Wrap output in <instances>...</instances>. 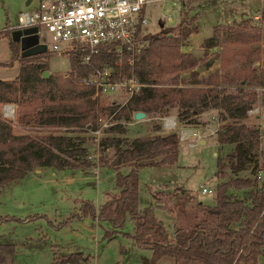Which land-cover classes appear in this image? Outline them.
I'll list each match as a JSON object with an SVG mask.
<instances>
[{
	"label": "trees",
	"instance_id": "obj_1",
	"mask_svg": "<svg viewBox=\"0 0 264 264\" xmlns=\"http://www.w3.org/2000/svg\"><path fill=\"white\" fill-rule=\"evenodd\" d=\"M259 22L263 27L261 34L245 33L240 29L226 34L231 47L220 56V71L198 81L204 85L202 87L177 85L180 72L193 67L192 58L179 51L180 43L191 34L193 27L179 23L175 35L169 31L148 35L147 47L136 56L133 64V79L138 87L109 121L131 122L133 113L142 111L145 114L143 122L148 127L143 135L131 139L124 137L127 132L124 124H109L101 130L99 151L112 149L107 166L115 171L113 187L104 191L105 199L97 206L83 201L80 215L107 223L110 230L102 227L103 238L107 240L118 232L128 216L133 232L122 234L135 245L149 250L147 264H155L161 257L171 258L173 264H256L257 257L264 252V151L259 149L258 125L244 123L247 111L257 100L256 93L247 88L264 85V9L259 13ZM1 36L8 39L11 59L0 61V66L16 61L18 70L13 79H0V104L16 105V124L65 127L70 130L67 132L83 133V127L95 129L98 116L106 117L118 106L113 101L103 105L91 100L92 88L78 84V78L90 71L81 64L87 53L85 45L71 42L60 52L69 60L66 76L53 73L42 77L52 52L45 50L20 56L18 43L10 40L9 31L1 30ZM214 44L208 40L205 47L211 48ZM237 54L248 59L249 65L234 64ZM259 54L262 55V67L255 70L250 66ZM113 61V55L104 49L91 57L95 67L113 66ZM129 73V66L123 62L119 74L112 75L111 79L125 78ZM171 109H175L180 121L186 120L192 125L197 123L195 117L206 110L217 113L220 124L215 140L219 145H233L228 155V169L234 176L215 186L214 203L200 206V217L194 220L192 227L176 226L172 235H168L161 221L153 216L150 205L141 210L138 208L137 171L142 167L172 165L176 161L179 149L176 131L162 133L159 122L155 121L169 115ZM36 132L13 134L11 122L0 118V187L35 168L93 166V162L86 159L85 146L93 141L91 137ZM121 166H129V169L123 173L117 169ZM247 166L250 177L235 176ZM216 168V177L222 179L219 160ZM259 171L263 174L262 180L257 176ZM229 190L249 192V199H239ZM171 210L167 209L168 212ZM74 216L80 217L74 213L63 221V225ZM11 219L0 217V222ZM4 247L0 244V252ZM49 264L90 262L80 252H68L53 256Z\"/></svg>",
	"mask_w": 264,
	"mask_h": 264
},
{
	"label": "rangeland",
	"instance_id": "obj_2",
	"mask_svg": "<svg viewBox=\"0 0 264 264\" xmlns=\"http://www.w3.org/2000/svg\"><path fill=\"white\" fill-rule=\"evenodd\" d=\"M25 2L26 0H0V30L6 25L16 23L18 12L29 10L37 4V0H29L27 5ZM262 9L264 0H190L184 6H181L179 1H168L162 9L171 18L165 25V32L169 31L175 35V27L179 23L193 27L191 34L179 46L181 53L192 58L193 67L180 72L177 85L204 86L198 81L220 71V56L223 52L227 53L231 47L225 38L226 34L238 29L250 34L263 32L259 22V13ZM255 14L258 15L253 18ZM156 17V13H153L150 23L146 25L147 31L153 35L160 29L156 24ZM208 40L215 43L213 47H205ZM41 43L45 44L46 51H49L48 35H43ZM68 44L60 43L61 51ZM10 59L8 42L0 37V61L9 62ZM261 59L262 55L259 54V58L254 60L250 67L258 70L262 67ZM233 63L249 65L248 59L245 60L241 54L234 56ZM68 67L67 56L52 52L47 60L46 71L49 72L48 76L53 73L66 74ZM17 70L16 61H12L8 66H0V79L5 81L13 79ZM193 80L197 83L191 82ZM253 87L255 86L251 85L247 89L253 91ZM258 95L259 104L254 103L259 105V111L255 114L258 117L248 114L244 123L258 125L259 149L264 151V130L260 127L262 123L264 124V94ZM124 96L125 90L120 89L98 97L96 101L103 105H109L112 101L118 104ZM4 104L11 105L12 118L2 115L1 108ZM15 108L14 103L0 104V118L11 122L13 134H37L36 131H40L91 137L93 141L87 142L85 146L86 159L93 162V166L81 169H71L68 166L62 169L35 168L0 192V217H12L11 220L0 222V234L11 229L12 236L5 235L13 238L11 240L16 243L13 252L11 245L8 244L1 249L0 264H49L58 250L60 252L71 250L73 245H77L78 250L85 255L88 254L90 264H147L149 250L135 245L122 234L133 232L132 222L128 216L125 217L122 227L117 229L118 232L107 240L103 238L102 233V227L110 230L107 223H99L89 215H80L79 208L83 201H89L93 206H97L105 199L104 191L113 187L115 171L107 166L112 149L99 151L98 140L101 131L98 136L93 137L86 129L89 127H83L81 129L83 133H76L67 132L70 130L65 127L21 126L15 122ZM215 115L214 110H206L195 117L197 122L195 125L187 124L186 120L180 121L175 109L169 110L167 116L175 118L176 128L171 131H177L181 127H213L212 118ZM155 121L160 124V132H170L162 128L159 118ZM124 125L127 131L124 136L126 139L143 135L145 128L148 127L143 120L135 122L132 120ZM195 141L197 140L189 138L184 143ZM203 141V143L197 141L193 147L179 145L176 161L172 165L142 167L137 171L138 208L141 210L150 205L153 216L161 221L168 235H172L176 226L192 227L194 220L200 217V206L214 203L215 186L220 181L234 176L228 169V155L232 152L233 145H219L215 140V134L204 137ZM217 160L222 164V179L216 177ZM258 161L260 162V159ZM117 169L124 173L129 166ZM249 173L250 168L247 166L235 176L248 178ZM257 176L259 180L263 179L262 172L259 171ZM201 187L209 189L210 192L201 193ZM229 193L239 199H249V192L229 190ZM169 208L172 209L171 212L167 211ZM74 213L80 217L74 216L68 224L63 225V221ZM54 250L56 252L52 255ZM155 264H173V261L169 257H161ZM256 264H264V252L257 257Z\"/></svg>",
	"mask_w": 264,
	"mask_h": 264
},
{
	"label": "built area",
	"instance_id": "obj_3",
	"mask_svg": "<svg viewBox=\"0 0 264 264\" xmlns=\"http://www.w3.org/2000/svg\"><path fill=\"white\" fill-rule=\"evenodd\" d=\"M168 1H179L180 5L184 6L190 0H37L35 7L17 13L16 23L12 28L34 26L38 43H41L44 34L48 35L50 38L48 49L55 53H60L62 42L85 45L87 53L81 59V64L90 71L87 75L80 76L77 82L92 88L91 100L95 101L98 97L116 90H125V96L111 113L106 117L98 116V126L95 129L86 128L93 137H96L109 124L129 123L109 121L138 87L133 79V64L136 56L147 47V36L152 35L146 29L152 14L156 13V24L162 23L163 29L166 23L171 21V18L162 11ZM99 49L113 55V66L95 67L91 64L92 55ZM123 62L129 66V75L117 80L111 79L112 75L119 74ZM253 89L257 95L255 103L259 104L258 94H264V85L255 86ZM1 111L3 116L13 117L11 105H2ZM258 111L259 105L253 104L247 113L255 115ZM159 119L163 129L171 131L176 128L174 117L163 116ZM212 120L214 125L210 128H178L176 133L179 145L193 147L197 141L215 134L220 124L217 113ZM189 138L197 141L184 143ZM200 191L210 192L204 187H201Z\"/></svg>",
	"mask_w": 264,
	"mask_h": 264
},
{
	"label": "water",
	"instance_id": "obj_4",
	"mask_svg": "<svg viewBox=\"0 0 264 264\" xmlns=\"http://www.w3.org/2000/svg\"><path fill=\"white\" fill-rule=\"evenodd\" d=\"M27 3L28 1L25 2V5H27ZM157 25L162 29V32L164 33L165 30L162 28V23H158ZM35 31L36 28L34 26L11 28L9 33L10 40L18 43L20 56L34 55L46 50L45 44L38 43L37 34L35 33ZM48 74V71H43L41 73V76L46 77L48 76ZM144 116L145 114L142 111H135L133 113V119L137 121L144 120ZM260 127L262 128L263 124H261ZM201 142L202 141H200V143Z\"/></svg>",
	"mask_w": 264,
	"mask_h": 264
},
{
	"label": "crops",
	"instance_id": "obj_5",
	"mask_svg": "<svg viewBox=\"0 0 264 264\" xmlns=\"http://www.w3.org/2000/svg\"><path fill=\"white\" fill-rule=\"evenodd\" d=\"M26 1H28V3H29V0H26ZM192 1V0H191ZM27 3V4H28ZM257 15L258 14H255L254 16H253V18H256L257 17ZM15 25V23L14 24H9V25H6V26H4L1 30H3V29H7L8 31H9V33H10V30H11V28L13 27ZM0 30V31H1ZM2 38H5L6 40H7V42H8V39L6 38V37H4V36H1ZM9 37H10V34H9ZM11 104H13V103H11ZM145 117V116H144ZM255 117H258V116H255ZM145 119V118H144ZM133 122H135L134 120H133ZM263 124V123H262ZM263 130H264V124H263ZM200 141H202L201 143H203L204 141H203V139H201ZM200 141H198L199 143H200ZM15 182V181H14ZM14 182H11V183H8V184H6V185H3V186H1L0 187V192L5 188V187H7L9 184H12V183H14ZM13 233V231L10 229V230H6L3 234H0V244H3V245H6V244H8V245H11V250H12V252H13V248L15 247V242H13L11 239H13V238H10V236H6L5 234H8V235H11ZM12 236V235H11ZM6 238H9V239H6ZM74 244V243H73ZM79 248L77 247V245H73V248L71 249V250H63V251H59L58 249V251L56 252L55 250L52 252V255H53V253H55L56 252V254L55 255H57V254H61V253H68V252H80L81 254H82V257H87L88 256V254H84L83 252H81V250L79 251L78 250ZM55 255H53V256H55ZM140 257L141 258H143V256L142 255H140ZM140 257H139V259H140Z\"/></svg>",
	"mask_w": 264,
	"mask_h": 264
},
{
	"label": "flooded vegetation",
	"instance_id": "obj_6",
	"mask_svg": "<svg viewBox=\"0 0 264 264\" xmlns=\"http://www.w3.org/2000/svg\"><path fill=\"white\" fill-rule=\"evenodd\" d=\"M157 33H159V34L163 33V32H162V29L160 28L159 31H158Z\"/></svg>",
	"mask_w": 264,
	"mask_h": 264
}]
</instances>
